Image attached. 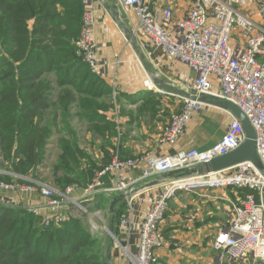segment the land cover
I'll return each mask as SVG.
<instances>
[{
    "label": "built area",
    "instance_id": "2783aa9c",
    "mask_svg": "<svg viewBox=\"0 0 264 264\" xmlns=\"http://www.w3.org/2000/svg\"><path fill=\"white\" fill-rule=\"evenodd\" d=\"M122 1L138 20L136 33L142 34L155 49L162 50L168 59L196 74L190 94L225 99L244 113L255 130L257 155L262 165L259 168L252 162H245L219 173L192 174L153 184L163 175L192 171L239 148L246 140L245 132L232 115L224 136L210 149L144 158L146 162L142 158L122 160L117 156L110 165L97 172L92 184L99 188L106 176L116 177L120 184L114 189L105 191L101 187L95 192L120 191L126 199V214L120 218L119 225L123 240H127L125 253L130 263L165 264L157 259L155 252L165 245L161 224L167 214L168 202L177 192L240 189L250 193L240 204L231 205L227 231L223 230L215 238L217 264H225L227 260L229 264H264V66L259 60L264 56V0H189L187 15L176 21L172 19L170 10L163 19L160 18L147 0ZM83 4V26L77 43V56L93 74L100 75L105 63L98 57L93 1L83 0ZM250 11L255 13L260 23L250 16ZM235 31H239L245 40V47L232 44ZM146 86L150 90L155 89L149 81H146ZM184 100L181 112L171 117L157 138L162 148L175 146L185 135L193 117L212 107L188 96ZM142 162L146 166L137 181L149 182L157 191L148 197L150 210L138 221L134 211L135 196L131 198L134 192L131 194L130 184L124 180ZM2 187L17 191L20 186L2 183ZM38 187L49 198L51 206H59V202L53 199L56 190L42 184ZM20 190L28 192L31 189L30 186H22ZM73 191L75 187H70L66 194ZM98 214L99 210L89 216ZM55 220L46 219L45 225Z\"/></svg>",
    "mask_w": 264,
    "mask_h": 264
},
{
    "label": "trees",
    "instance_id": "16d2710c",
    "mask_svg": "<svg viewBox=\"0 0 264 264\" xmlns=\"http://www.w3.org/2000/svg\"><path fill=\"white\" fill-rule=\"evenodd\" d=\"M83 14V0H0V152L5 163L0 167L13 175L54 184L62 192L74 184L86 189L94 172L108 166L87 160L79 146L80 136L71 126L73 117L87 121V131L100 136L107 161L114 150L122 160L133 159L112 141L121 132V142H126L132 122L117 124L122 116L112 113L115 106L101 102L115 97L118 105L121 95L77 56ZM159 102L158 97H148L138 115L154 113ZM62 123L68 126L69 139L60 135ZM54 138L60 154L53 182L48 183L40 171ZM172 174L175 179L193 173ZM5 182L14 183V177L7 176ZM232 191L235 203L250 193ZM97 198L91 212L105 203V197ZM123 207L117 209L113 232ZM101 244L80 221L46 226L35 212L0 203V264H102Z\"/></svg>",
    "mask_w": 264,
    "mask_h": 264
},
{
    "label": "rangeland",
    "instance_id": "374dc122",
    "mask_svg": "<svg viewBox=\"0 0 264 264\" xmlns=\"http://www.w3.org/2000/svg\"><path fill=\"white\" fill-rule=\"evenodd\" d=\"M261 64L264 66L263 63ZM151 83L154 85V82L151 81ZM188 83L189 82H187L185 77L181 78L180 74L176 72L175 75H172V77H169V79H167V88L171 91H180L182 94L184 93V95L185 93L190 94L192 90L191 85H189L190 83ZM116 91L118 93V90ZM184 95L177 99L180 101L178 105L180 109H183V107L185 106ZM159 97H162L161 99H163V94L159 95ZM164 99H166L163 100L164 105L163 101L159 100L160 105L159 107H156L154 113L150 112L149 115H144L141 117L138 115V109H140L139 107H123L122 103H119L117 105V100L115 97L111 99L108 98L101 100V102L111 106L110 108L115 106L112 113H115L117 117L123 116L124 118H126L131 114H135L136 116H138V122L134 126H132V132L126 137L127 139L125 138L126 142L129 141L130 146L125 145V140L122 141L123 143L125 142L122 145L120 138L121 132H119L117 138L112 140L115 147H123V149L128 154L127 157H132L134 160L140 158L144 160V158H148L146 156L147 154H149V152L152 153L151 151H154L158 147H160L158 145V140H155L154 137L157 136L158 138V136L167 126L163 127L162 124L158 125L156 119L161 118L163 121V114L160 113V111L163 109V106H172L170 98L167 99V97H165ZM166 111H170V108H168ZM112 113L108 112L110 117H112ZM157 115L161 116L157 117ZM171 117L172 115L168 119L169 123ZM120 121L121 120L117 118V124H120ZM153 124H155L156 126ZM71 126L80 136L79 146L81 149H83L84 154L86 153V155L88 156V161L96 163L98 166H107L110 165L112 161H114V159L117 157L116 154L119 151H111L109 152L111 158L109 161H107L106 154L102 149L103 141L101 140L100 136L94 137L92 133L87 131V129L89 128L87 121L81 120L77 117H73L71 119ZM60 135L61 137H65L66 139H69L70 137L68 126L64 123H62L61 125ZM61 137L59 136L58 140ZM146 150L149 152H147ZM59 154L60 150L57 148V139L54 138V140H52L51 146L49 147L48 157L40 171L42 178H49L48 183L50 181L51 183L53 182L52 171L56 163H58ZM2 162L3 159L0 152V165L4 166L5 163L2 164ZM85 163L86 162H83V165H85ZM98 171L99 170H96L94 172V176H96ZM143 172L144 171L141 172V175L143 174ZM7 176L14 177V181L16 182H14V184L20 187L30 186L31 190L28 192H24L23 190L22 192L20 190V187L17 191L6 190L2 187V183L11 184L5 182V178ZM61 176L62 172H59V177ZM19 180H22L23 183L20 184ZM26 182L29 183L24 184ZM124 182L127 183L125 180ZM92 183L86 189H81L78 184L70 185L69 187H75V191L67 195L66 191L62 192L60 190L61 187L58 188L54 184H49V186L47 185V183L43 184L36 179H32V177H21L13 175L11 174V172L7 171V168L0 167V203L5 206L10 205L13 207L28 209L30 211L34 210L37 211V213H40L47 209L45 208V206H43V204H40L39 202L42 198V201H46L47 203L46 207L48 206L51 207V209H58V217L56 218V220L49 221L51 225L53 224L55 226H61L65 223L71 222L72 220L80 221V223H82V226L89 230V232L92 233L93 237L97 238L102 243L101 247L104 252V255L101 258L102 264L108 261L109 258V264H131L129 258L125 253V250L127 249V240L126 238L125 240H123L122 238L123 235L121 233L120 225L117 224L118 229L113 232V235H111L109 230L111 221L110 206L112 200H107V196L103 193L106 197L102 196L105 197L102 198V201L105 203L104 205L102 204V206L98 209L99 214L97 216H89L90 214H92L91 210L94 209V205L98 200L97 197H99L97 192L95 191H98L102 187H93ZM100 183L103 185V180H101ZM142 183H144V181H142ZM39 184L47 185L57 191V193L54 194L53 199L59 202V206H51L49 204V198L42 194L41 187H38ZM117 186L120 187L119 182ZM212 192L215 193V191ZM115 193L121 192L118 191ZM214 193L181 190L169 200L167 206V214L164 218L165 222L163 221L164 225L163 229H161V231L163 230L162 233L165 237V245L162 248L157 249L160 250L158 255L156 253L157 250L155 252L156 257L160 262L165 264H217L218 252L214 249V243L215 238L219 235L220 232L223 231L219 230V233H217V230L220 227L229 225V219L226 214V206H228L229 203L224 202L222 200L224 199L222 196ZM138 195V193H134L131 196V198L135 196V200H133L134 202L136 200H138L139 202V199L142 198L141 195L139 197ZM207 197L211 201H216L213 202L215 203L214 208L208 206V204L203 203V201L207 202ZM108 198L112 197L108 196ZM126 203L127 202L125 201L124 204L126 205ZM141 207L144 211L143 214L147 213L150 210L149 202H147V205H143ZM141 207L134 208V211H136V216H138L139 213L143 212L141 210ZM115 210L117 212L116 207ZM60 211H62V214H59ZM125 214L126 211L124 209L123 213H121L119 216V221L120 218H124ZM91 218L92 220H90ZM212 218L220 219V221H216L219 223H216V225L213 226L214 228H211L212 224L211 222H209ZM162 251H166V255L163 257L161 255Z\"/></svg>",
    "mask_w": 264,
    "mask_h": 264
},
{
    "label": "crops",
    "instance_id": "0c3cea01",
    "mask_svg": "<svg viewBox=\"0 0 264 264\" xmlns=\"http://www.w3.org/2000/svg\"><path fill=\"white\" fill-rule=\"evenodd\" d=\"M92 10L96 16L97 25H96V41L98 43V57L100 60H103L104 67L101 70L100 77L104 80V82L110 86L114 87L118 90V94L120 96V102L123 104V107H139L142 105L145 99L158 97L159 100H166L170 98V102L172 103L171 107L163 106V109L160 113L163 114V121L161 118L156 119L158 125L162 124L163 127L167 126L169 121V117L174 114L180 113L182 109L178 107L180 101L179 99L182 95L180 91H166L163 89L164 86L167 87V79L175 75L176 72L180 74V77L187 80L188 84L191 85L192 81L196 78V74L194 72L189 71L185 66L180 63L173 62L166 57L160 49H155L151 46L147 39L142 35L136 33V29L138 26V20L134 15L133 11L128 8L122 0H92ZM152 9L158 14L160 18H164L166 12L168 10L172 13V19L174 21L183 19L190 8L189 0H147ZM251 12V11H250ZM250 16L255 19L258 23H260V19L255 15L254 12L250 13ZM232 44L234 46L245 47L246 43L239 31H235L232 36ZM259 60L264 64V56H260ZM98 75V74H96ZM146 81L154 82L155 89L150 90L148 86H146ZM192 93V92H190ZM163 94L162 97L159 95ZM189 94V93H185ZM175 98V99H174ZM164 105V101H163ZM170 108V111H166ZM130 110V109H129ZM139 111V109H138ZM168 112V114H167ZM158 113V114H160ZM170 115V116H169ZM161 116V115H157ZM138 116L135 114H131L128 117L124 118L122 116L121 123L132 122L130 123L129 129L132 130V126H134L137 122ZM231 115L217 107H209L205 108L201 113L196 114L192 121L190 122L185 135L179 140V142L173 147H158L156 150L151 151L152 153L147 154L146 157H158L162 155H172L181 151H189L192 149H196L199 151H204L210 149L213 145H215L225 134L228 123L231 120ZM156 123V122H155ZM155 125V124H153ZM145 126V125H144ZM156 126V125H155ZM156 135V134H155ZM155 140L157 136L154 137ZM125 145H129V141L125 143ZM144 157V156H143ZM147 159V158H146ZM145 159V160H146ZM144 160V161H145ZM146 162V161H145ZM142 162L136 171L131 172L126 175L125 181L130 184V188L132 192L138 193V197L141 195L142 198L135 201V206L140 208L143 205H147L148 197L153 196L156 193L157 189L152 187L149 182L142 183L137 181L141 175V172L145 169L146 163ZM173 174H166L161 177V179L156 180V182L166 183L174 177ZM118 180L114 176H106L103 179L102 187L106 190L114 189L117 187ZM160 185V183H159ZM212 191H215L212 192ZM205 193H214L222 196L224 202L229 203L226 209V214L228 219L230 218V209L231 205L234 203H240L242 201L234 202V191L232 190H207L201 191ZM104 193V192H103ZM100 193L99 196H108L113 199L122 194L120 193ZM133 195V194H132ZM236 195V193H235ZM112 198H109L113 201ZM208 198V197H207ZM40 199V198H39ZM36 199V200H39ZM124 200H121L119 204L120 210L122 205L124 206L126 211V205ZM135 200V199H134ZM207 200V199H206ZM37 202V201H36ZM40 204H43L45 211L40 213L35 212L36 215H39L44 221L46 219H56L58 217V209L51 207H46V201H42L40 199ZM38 202V204H39ZM48 202V201H47ZM145 202V203H142ZM216 202L215 200H210L208 198L207 202L203 201V203L208 204L214 208ZM8 203V202H7ZM202 203V202H201ZM137 204V205H136ZM207 206V207H208ZM38 209V208H37ZM142 210V207H141ZM217 210V209H216ZM143 211V210H142ZM216 212V211H215ZM143 212L139 213L137 218L138 221L143 217ZM62 214V211L59 212ZM216 221H220V219L212 218L209 222H211L212 227L216 225ZM165 222V221H164ZM164 222L161 225V229H163ZM219 228V227H218ZM228 226L220 227L217 230H226ZM163 231V230H162ZM160 250H157V255ZM162 257L166 255V251L161 252ZM225 264H229L227 260ZM239 264V263H236ZM243 264V263H240Z\"/></svg>",
    "mask_w": 264,
    "mask_h": 264
},
{
    "label": "water",
    "instance_id": "95a60500",
    "mask_svg": "<svg viewBox=\"0 0 264 264\" xmlns=\"http://www.w3.org/2000/svg\"><path fill=\"white\" fill-rule=\"evenodd\" d=\"M163 89L169 91V89L164 86ZM182 95V93H180ZM184 95V94H183ZM184 96H188L193 100H196L200 103L211 105L213 107H217L230 115L236 118L243 126L246 140L245 142L236 150L230 152L227 155L217 157L205 164L202 167L193 169L191 173L196 174H213L223 172L229 169H233L245 162H252L257 167L262 168L261 162L257 155V145H256V133L252 125L250 124L247 117L244 113L233 103L222 99V98H212L201 96L197 97L192 94H185ZM124 199V195L117 196L113 199L110 209H111V221H110V233L113 235V227L115 224L116 218V210L115 207L118 203ZM227 230H224L226 232ZM110 258L104 264H109Z\"/></svg>",
    "mask_w": 264,
    "mask_h": 264
},
{
    "label": "bare ground",
    "instance_id": "6f19581e",
    "mask_svg": "<svg viewBox=\"0 0 264 264\" xmlns=\"http://www.w3.org/2000/svg\"><path fill=\"white\" fill-rule=\"evenodd\" d=\"M92 218H93V217H92ZM92 218H91V219H92Z\"/></svg>",
    "mask_w": 264,
    "mask_h": 264
}]
</instances>
